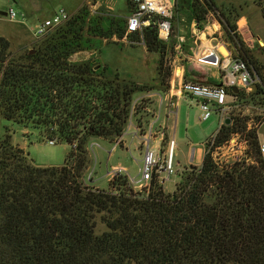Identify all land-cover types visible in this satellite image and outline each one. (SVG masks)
<instances>
[{"label":"trees","instance_id":"trees-1","mask_svg":"<svg viewBox=\"0 0 264 264\" xmlns=\"http://www.w3.org/2000/svg\"><path fill=\"white\" fill-rule=\"evenodd\" d=\"M84 17L79 9L20 57H9V42L0 37V115L31 122L48 140L56 136L71 146L62 165L39 166L10 134L0 139V264H264V160L257 135H247L257 166L233 162L219 169L211 154L237 132L236 117L221 124L201 165L171 192L154 178L148 189L135 190L122 174L111 179L110 190L84 183L89 137H120L132 95L141 89L105 76L89 60H70L89 47ZM89 29L122 38L126 20L112 31L98 17ZM142 39L163 55L166 42L155 28H144ZM239 51L259 76L257 60ZM228 93L248 105L264 104L263 83ZM97 215L106 227L101 233Z\"/></svg>","mask_w":264,"mask_h":264},{"label":"rangeland","instance_id":"rangeland-1","mask_svg":"<svg viewBox=\"0 0 264 264\" xmlns=\"http://www.w3.org/2000/svg\"><path fill=\"white\" fill-rule=\"evenodd\" d=\"M198 5L197 0H178L174 8L171 39L166 42L165 51L161 56L158 51L148 50L143 39L137 35L124 33L122 38H118L115 34L101 37L90 32L89 25H94L98 17L101 18L103 29L120 30L131 10L127 0H0V37H4L9 42V57H20L28 52H34L36 43L43 38V36H36L33 33L35 24L50 17L60 8L69 14V18L82 9L85 13L84 21L81 22L82 34L90 43H88V48L70 56V60L76 62L89 60L93 65H99L104 69L105 76L118 77L137 84L141 88L132 95L128 120L121 141L114 150H112L113 142L99 137H89L87 142L88 163L83 174L85 184L103 190L112 189L111 172H113V166L118 165L126 168L122 175L126 176L130 186L131 180L140 176L139 167L143 149L141 135L147 132L148 125L153 122L157 113H160L159 118H162L164 109H159L158 99L171 86L174 58L179 54L178 50L181 48L174 47L180 28L178 23L180 22L184 32L195 27L197 21L198 24L203 22L200 27L206 23L205 16L201 20L197 19ZM206 5L209 10L214 11L213 15L209 14L208 22L217 18L223 27L224 33L219 39L229 42L233 47V57L246 60L252 68L253 65L239 51V46L257 60L259 79L264 85V0H206ZM9 8L24 13V21L9 20L4 14ZM239 19H242L241 23L245 19L246 24L240 31L231 33L236 28ZM258 38L261 42L257 40ZM220 49L224 54L227 53L223 46ZM240 96H243V91ZM227 103L229 109L225 118L236 117L239 119L237 132L249 141L247 135L252 130L256 133L258 142L264 144V104H256V108H250L251 105L245 104L244 98L238 99L231 94L228 96ZM184 104H182V111L178 116L176 134L179 137L186 129L188 139L199 145L218 128L219 123L215 116L201 121L198 118V108L192 106L185 111ZM167 126L168 131L164 132ZM135 127L138 128V131L133 133ZM160 131H163L167 137L171 136L172 118L169 119L165 127L158 122L154 123L153 133L156 138L159 137ZM6 133L10 134L14 146L23 149L27 160L39 166L62 165L66 153L71 147L66 141L60 140L56 136L53 137L54 144H49L48 134L46 136V132L41 127H36L31 122L17 123L6 120L0 115V139ZM167 137H165L166 140ZM208 140L209 138L204 142L205 149L210 144L207 142ZM248 144L251 145L250 141ZM218 146L219 148L215 151L219 169L222 165L233 162H244L256 166L258 164L257 155L251 147L250 151L243 150L241 156L236 155L235 151H231L227 146L224 147L223 143ZM213 151L212 157L215 156ZM261 158L264 160V157L261 156ZM187 159L188 153L184 152L182 157H178L176 154L174 161H179L180 166H183L188 164ZM199 166L191 164L178 169L168 181L163 183L158 181V183L165 192H171L178 183L183 181L189 170H195ZM144 188V185L133 187L135 190ZM104 230L106 227L101 221L100 215H97L95 231L101 233Z\"/></svg>","mask_w":264,"mask_h":264},{"label":"built area","instance_id":"built-area-1","mask_svg":"<svg viewBox=\"0 0 264 264\" xmlns=\"http://www.w3.org/2000/svg\"><path fill=\"white\" fill-rule=\"evenodd\" d=\"M178 0H130L131 10L126 17V35L133 33L140 34L142 38V31L146 27L155 28L156 34L159 40L162 42H168L171 39L172 28L174 25V8ZM199 4V11L203 17L206 18L205 25L199 27L195 26L193 33L195 35H203L206 38H216V35L223 31L220 21L216 18L212 22H208V16L213 15L214 11L209 10L206 5V0H197ZM5 15L11 21H24L25 15L22 12H18L13 8L6 10ZM69 18V14L62 8L50 17L45 18L42 22L35 24L33 33L36 36H43L56 26L63 23ZM239 25L231 31L234 33L239 30ZM185 42V37L180 38L179 44ZM197 53L195 54V60L198 64L211 65L220 67L225 75V83L221 84H204L191 80H183L176 85L175 93L171 91L164 92L158 99L159 109L165 112H171L172 105H174L173 98H179L186 95L197 101L199 109V119L201 121L208 120L212 115L220 116L219 127L224 123L225 114L229 109L227 99L229 96L228 89L237 87L238 90L242 89L245 92L253 91V84L262 85L259 76L249 63L239 57H230V54H226L221 51L218 45L207 49L201 46L197 38L194 42ZM231 92H233L231 90ZM235 93V92H234ZM232 95V94H231ZM250 108H256L257 105H251ZM160 113H157L153 122L148 125L147 132L141 135V141L143 144V155L141 165L139 167L140 176L138 179L131 180L132 187H141L144 185L145 189H148L151 180L154 178L157 181L163 183L170 179L171 175L176 173L173 163V149L174 141L170 140L168 150L165 151L160 144L157 143L156 136L153 133V125L158 120ZM230 120V119H229ZM138 128H134V132L138 131ZM216 130V132L218 131ZM216 132L209 138L207 147H212ZM122 135L118 137L113 143L112 150L115 149L120 141ZM49 144H54L53 140H48ZM223 146H227L231 151H235L236 155H243L244 151H250L248 140L242 137L238 132H233L228 139L223 143ZM219 146L213 148L215 154L213 158L214 162L219 165L216 158V151ZM212 154V153H211ZM259 155L264 157V144L259 143ZM220 159V158H219ZM220 161V160H219ZM111 172L112 179L114 176L124 173V169L121 167H113Z\"/></svg>","mask_w":264,"mask_h":264},{"label":"crops","instance_id":"crops-1","mask_svg":"<svg viewBox=\"0 0 264 264\" xmlns=\"http://www.w3.org/2000/svg\"><path fill=\"white\" fill-rule=\"evenodd\" d=\"M242 19H239L237 21V24L240 26L238 31H240L242 26L246 24L245 19L243 20L244 22L241 23ZM198 23H199L198 21L195 22L196 26L200 27V24H202L203 22L201 21L200 24ZM178 25L180 26V28H179V32H177V35H176L177 42H176V45L174 44V47L175 48L181 47V48L178 50L179 54L175 56L174 58L173 79H172L171 86H169V88L165 92L171 91V93H175L176 85L179 84L183 80H191L195 82H200L204 84H212V85L225 83L226 78H225L223 70L220 67L211 66V65H202L196 62L195 54L197 53V50L194 44L197 38L198 42L199 43L201 42V46L207 49H212V47H214L215 45H218L219 47L223 46L226 49V51L230 54V57H233L232 55L233 47L230 46V43L219 39V37L221 38V35L224 32L221 31L219 34L216 35V38H206L203 35H199V34L195 35L193 33L194 27H191L188 30V32L187 31L184 32L182 31L184 28L181 27L180 22L178 23ZM182 37H185V42L182 43L181 45L179 44V40ZM257 40L261 42L259 38ZM237 89H239L238 86H237ZM173 100L175 104L172 105L171 112L167 113L164 111L162 118L161 119L158 118V120L155 122V123L158 122L159 124L165 127L169 119L172 118L171 136L167 137L166 135H164L165 134L164 132L168 131V126H167L164 132L163 131L159 132V137L156 138L158 139L156 141L157 143L160 142V144L162 145L165 151L168 150L169 140L174 141L173 163H174L175 170L184 168L191 164L201 165L202 158L205 152L204 142L205 140L210 138L216 132L218 128L215 129V131L209 137L204 139V141H201L199 145H196L194 142L188 139L186 129H184L183 133L178 137V135L176 134V127H177V122H178V116H180L181 111H182V104L185 103L184 104L185 111L188 107H192V106H195L196 108H198V104L195 99L189 96H186V95L180 96L177 99L173 98ZM197 112H198V118H199V109H197ZM212 116L216 117L218 123L220 122L221 120L220 116H216V115H212ZM164 136L167 137L168 139L166 140ZM93 144H97V143H93ZM143 151H144V148L142 149V155H143ZM184 152L188 153V159H187L188 164H184L183 166H180L179 161H174V158L176 154L178 157H182ZM113 167H121L124 169V171L126 170V168L121 165L113 166Z\"/></svg>","mask_w":264,"mask_h":264},{"label":"water","instance_id":"water-1","mask_svg":"<svg viewBox=\"0 0 264 264\" xmlns=\"http://www.w3.org/2000/svg\"><path fill=\"white\" fill-rule=\"evenodd\" d=\"M4 14H5V12H4ZM256 88H257V85H256V84H253L252 89L255 90ZM231 90H232L233 92H237L238 89H237V87L234 86V87L231 88ZM229 121H230L229 118H225L224 123H225V124H228Z\"/></svg>","mask_w":264,"mask_h":264}]
</instances>
